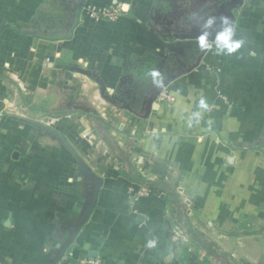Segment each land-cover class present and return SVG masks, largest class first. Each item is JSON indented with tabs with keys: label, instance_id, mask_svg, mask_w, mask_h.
Masks as SVG:
<instances>
[{
	"label": "crops",
	"instance_id": "crops-1",
	"mask_svg": "<svg viewBox=\"0 0 264 264\" xmlns=\"http://www.w3.org/2000/svg\"><path fill=\"white\" fill-rule=\"evenodd\" d=\"M71 1L0 0V264L70 241L93 189L71 149L103 183L56 264H264V0L230 54L161 36L172 0Z\"/></svg>",
	"mask_w": 264,
	"mask_h": 264
},
{
	"label": "flooded vegetation",
	"instance_id": "flooded-vegetation-1",
	"mask_svg": "<svg viewBox=\"0 0 264 264\" xmlns=\"http://www.w3.org/2000/svg\"><path fill=\"white\" fill-rule=\"evenodd\" d=\"M77 1L71 2L74 5ZM172 1L171 8L164 14L168 16L166 22L161 23L158 16L154 19L158 33L164 38H172L174 35L216 36L224 24L220 17H227L226 9L234 0Z\"/></svg>",
	"mask_w": 264,
	"mask_h": 264
},
{
	"label": "water",
	"instance_id": "water-1",
	"mask_svg": "<svg viewBox=\"0 0 264 264\" xmlns=\"http://www.w3.org/2000/svg\"><path fill=\"white\" fill-rule=\"evenodd\" d=\"M84 1L85 0H78L73 5L72 12L74 13L75 16L78 15L80 8L82 7ZM243 4H244V0H234L232 4H229V6L226 9V13H227V17L230 18L231 22L229 24H223V28L221 31H219V33H222L229 28H232V30H233L235 20H236V16L234 14V11L241 8L243 6ZM216 36L194 37L191 35H182V36L174 35L172 38H168V40L176 39V38L190 39V40H199V41H202L204 43L210 44L211 42H217ZM201 56H202V54L198 57L197 64L200 61ZM197 64H194L193 66H196ZM173 78H174V76H170V77L166 78L163 82L156 85L155 88L152 90V92H150V94L148 95V98H147V106H146V111L143 114V118H148L152 106H153V108H156L158 106L156 104V101H157L159 95L164 90V88L168 85V83L173 80ZM54 134L56 136H58L56 133H54ZM61 140L67 147H69L68 144H66V141L64 139L61 138ZM71 152L74 155V158L76 159V162L81 169L82 176L86 180L91 181L93 183V189H92L90 198L88 199V201L86 202V204L84 206V212L82 213V216H81L80 220L78 221V224L76 225V227L73 230L72 236L70 237V241L66 243V245L64 246L62 251H60L58 253L57 257L51 262V264H56L57 261L63 256L67 246L73 241L74 237L76 236V234L78 233V231L82 227V225L89 219V217L92 214L94 207L96 205L98 194H99L100 188H101L102 183H103L102 178L99 177L98 175H96L94 172H92L90 170V168L83 162V160L81 158H79L74 153V151L72 149H71ZM93 256H95L94 253H93Z\"/></svg>",
	"mask_w": 264,
	"mask_h": 264
},
{
	"label": "built area",
	"instance_id": "built-area-1",
	"mask_svg": "<svg viewBox=\"0 0 264 264\" xmlns=\"http://www.w3.org/2000/svg\"><path fill=\"white\" fill-rule=\"evenodd\" d=\"M84 14L89 16L90 18L94 19H103L110 22H113L117 20L121 14V9L119 6H114L110 8H94L90 6H84L83 8ZM49 59H46L45 64H47ZM162 94V92H161ZM160 94V95H161ZM165 97V95H164ZM176 232L179 234L181 230L179 228H176ZM79 264H101V260L99 258H87L79 262Z\"/></svg>",
	"mask_w": 264,
	"mask_h": 264
},
{
	"label": "clouds",
	"instance_id": "clouds-1",
	"mask_svg": "<svg viewBox=\"0 0 264 264\" xmlns=\"http://www.w3.org/2000/svg\"><path fill=\"white\" fill-rule=\"evenodd\" d=\"M213 18L214 17H212L210 19H213ZM220 19L222 20V22L224 24H229L231 22L230 18H228L226 16L220 17ZM232 34H233L232 28H229L222 33H217L216 41H217L219 47L224 49V53L230 54L232 52H235L243 44L242 40L232 39Z\"/></svg>",
	"mask_w": 264,
	"mask_h": 264
}]
</instances>
